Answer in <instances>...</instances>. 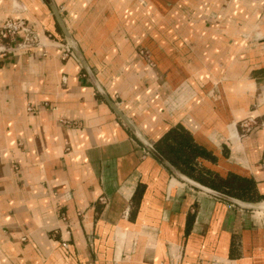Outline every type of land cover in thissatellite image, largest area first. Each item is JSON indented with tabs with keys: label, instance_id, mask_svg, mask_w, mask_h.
Segmentation results:
<instances>
[{
	"label": "crops",
	"instance_id": "obj_1",
	"mask_svg": "<svg viewBox=\"0 0 264 264\" xmlns=\"http://www.w3.org/2000/svg\"><path fill=\"white\" fill-rule=\"evenodd\" d=\"M54 2L140 133L157 148L183 126L205 150L194 176L157 150L225 194L251 179V198L228 195L254 208L145 147L47 0H0V24L47 43L0 57V264H264V0Z\"/></svg>",
	"mask_w": 264,
	"mask_h": 264
},
{
	"label": "trees",
	"instance_id": "obj_2",
	"mask_svg": "<svg viewBox=\"0 0 264 264\" xmlns=\"http://www.w3.org/2000/svg\"><path fill=\"white\" fill-rule=\"evenodd\" d=\"M157 149L178 168L184 170L187 167V173L191 176H194V162L205 151L183 126L171 128L162 141L157 144ZM199 179L203 183L211 185L206 178L199 177ZM223 184L224 187H219L224 192L235 196H249L251 198V194H254L256 190L254 181L236 175H230L224 179Z\"/></svg>",
	"mask_w": 264,
	"mask_h": 264
},
{
	"label": "water",
	"instance_id": "obj_3",
	"mask_svg": "<svg viewBox=\"0 0 264 264\" xmlns=\"http://www.w3.org/2000/svg\"><path fill=\"white\" fill-rule=\"evenodd\" d=\"M50 3V6L53 10L54 15L56 16L62 30L63 33L65 35L66 41L69 44L71 50L73 51V53L78 57V59L81 61V63L83 64V66L85 67V69L87 70V72L89 73V75L91 76V78L93 79L94 83L96 84V86L99 88L100 92L103 94V96L106 98L107 102L110 104V106L114 109V111L119 115V117L124 121V123L132 130V132L140 138V140L142 141V143L145 145V147L154 155H156L166 166H168L177 176H179L180 178L190 182L191 184H193L194 186H197L203 190H205L206 192L212 193L218 197L227 199L233 203L238 204L241 207H247V208H254V206L251 205V203L244 201L241 198H236L233 196H230L228 194H225L223 192L217 191V190H213L205 185H202L201 183L195 181L194 179L189 178L187 175H185L184 173H182L181 171H179L170 161H168L158 150L157 148L154 146L153 143H151L150 141H148L139 131V129L136 127V125L134 124V122L128 118V116L121 110V108L119 107V105L108 95L104 92L103 88L101 87V85L98 83V81L96 80L93 72L91 71V69L88 67L84 57L81 54L80 51V47L78 46V42L76 41V39L72 36V34L70 33V31L68 30L60 9L58 8V6L56 5V3L54 2V0H47Z\"/></svg>",
	"mask_w": 264,
	"mask_h": 264
},
{
	"label": "built area",
	"instance_id": "obj_4",
	"mask_svg": "<svg viewBox=\"0 0 264 264\" xmlns=\"http://www.w3.org/2000/svg\"><path fill=\"white\" fill-rule=\"evenodd\" d=\"M21 33L24 38L20 42L17 37ZM35 47H41L44 53L47 52V43L28 26L24 19H9L0 24V57H5L12 51L32 50ZM67 49V53L72 54L69 46H67ZM29 109L32 108L29 107ZM255 124L256 122L253 119H249L245 120L241 127L245 131H250Z\"/></svg>",
	"mask_w": 264,
	"mask_h": 264
},
{
	"label": "rangeland",
	"instance_id": "obj_5",
	"mask_svg": "<svg viewBox=\"0 0 264 264\" xmlns=\"http://www.w3.org/2000/svg\"><path fill=\"white\" fill-rule=\"evenodd\" d=\"M48 3H49V1H48ZM49 5H50V3H49ZM62 37H64L65 38V35L64 36H62ZM68 46H69V44H67ZM70 47V46H69ZM71 49V48H70ZM140 53L141 54H143L144 55V57L147 59V55L149 56L151 53L148 51V50H146L145 48H141L140 47ZM116 102V101H115ZM117 103V102H116ZM119 105V104H118ZM258 123H259V121H258ZM254 126H256V125H254ZM253 126V127H254ZM130 129V128H129ZM253 129V128H252ZM251 129V130H252ZM131 130V129H130ZM132 131V130H131ZM248 131H245V130H243V128L242 127H240V133L241 134H244V133H247ZM250 132V131H249Z\"/></svg>",
	"mask_w": 264,
	"mask_h": 264
}]
</instances>
